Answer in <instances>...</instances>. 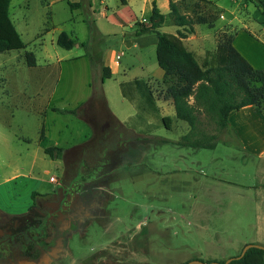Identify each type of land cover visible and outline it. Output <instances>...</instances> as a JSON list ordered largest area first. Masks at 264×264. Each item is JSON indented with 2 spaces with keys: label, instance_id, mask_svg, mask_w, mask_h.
Here are the masks:
<instances>
[{
  "label": "rangeland",
  "instance_id": "obj_1",
  "mask_svg": "<svg viewBox=\"0 0 264 264\" xmlns=\"http://www.w3.org/2000/svg\"><path fill=\"white\" fill-rule=\"evenodd\" d=\"M76 1L12 0L11 18L27 49L10 53V58L0 54V60L8 59L0 69L1 78L16 65L13 80L0 85V197L4 205L24 212L33 193L54 191L51 176L61 181L67 174L72 182L84 175L88 192L77 214V226L66 233L51 264L223 262L240 255L247 245L264 246V155L253 150L264 146V116H250L248 126L241 121L250 145L232 127L221 130L206 116L201 117L198 137L216 136V149L181 145L191 127L177 118L174 109L158 107L159 99H165L166 84L149 85L157 112L137 90L129 91L131 99L121 88L136 79L148 83V76L160 69L157 45L142 40H153L156 35L137 36L136 32L148 25L155 1L168 14L169 0H127V5L104 0L94 8L90 6L93 0ZM174 1L195 22L207 20L196 23L194 33L184 40L200 63L226 38L235 39L238 28L248 31V27L261 46L243 39L237 50H245L264 67L263 7L247 0ZM71 2L78 8L72 9ZM161 31L176 34L178 27L170 19ZM62 32L77 39L73 49L57 44ZM27 52L35 54L36 67L28 65ZM121 53L124 56L117 66L116 56ZM19 54L26 65L12 60ZM91 59L114 68L113 79L105 82L121 88L126 99L123 110H132L127 127L141 128L144 137L140 141L131 140L129 130L120 128L109 114L97 121L95 138L86 139L89 130L71 111L89 96ZM94 79L95 99L100 100L99 79ZM109 96L114 98L110 106L117 108L120 99L113 93ZM41 109L56 112L47 120L56 131L54 138L61 134L65 148L77 147L64 155L65 162L52 159L39 145L45 121ZM82 115L92 119L89 110ZM167 116L173 120L171 128L164 123ZM106 121L112 127L104 133ZM85 139L84 145L75 146ZM15 185L23 190L9 196V188ZM30 190H34L31 196Z\"/></svg>",
  "mask_w": 264,
  "mask_h": 264
},
{
  "label": "trees",
  "instance_id": "obj_2",
  "mask_svg": "<svg viewBox=\"0 0 264 264\" xmlns=\"http://www.w3.org/2000/svg\"><path fill=\"white\" fill-rule=\"evenodd\" d=\"M198 1L212 3L208 0ZM247 1L264 8L262 1L259 2L261 4L257 3V0ZM121 2L124 5L128 4L127 0ZM11 3L12 0H0V53L27 49V44L11 18ZM169 3L170 12L164 14L155 1L149 26L143 24L136 35L157 34L159 37L157 59L160 68L164 71V83L167 85L165 98L173 102L177 118L187 122L191 127L190 133L183 137L180 144L214 150L217 147L216 136L198 137L202 135L201 117L206 116L215 122L219 129L228 130L231 127L229 118L234 111L253 106L264 116V70L255 68L237 50L233 44L234 37L222 41L215 52H207L206 59L200 63L196 54L187 48L184 40L189 34L194 33V25L206 23V18H200L195 22L182 13L179 2L169 0ZM69 4L72 9H77L79 6L74 3ZM170 19L178 27L176 34L161 31ZM57 44L66 50H71L77 41L66 32H62ZM26 59L30 67L37 66L34 53L27 52ZM111 77V69L105 67L103 79ZM121 88L124 96H130L131 99L129 91L137 90L149 108L157 112L154 92L146 81L136 79L132 83L121 84ZM71 112L77 115L76 110ZM163 120L168 128L172 127L173 121L170 117H165ZM65 151L59 147H48L45 149V154L56 160L63 158ZM37 196L39 193H33V200ZM230 264H264V249L251 248L242 259L234 260Z\"/></svg>",
  "mask_w": 264,
  "mask_h": 264
},
{
  "label": "crops",
  "instance_id": "obj_3",
  "mask_svg": "<svg viewBox=\"0 0 264 264\" xmlns=\"http://www.w3.org/2000/svg\"><path fill=\"white\" fill-rule=\"evenodd\" d=\"M80 1L81 0H77L76 2H80ZM101 3H104V0H93V2L90 3V6L92 8H94L98 4L101 5ZM146 24H148V26H149V20L146 21ZM245 28H247L248 31L244 30L243 28H238L237 34H236L235 39H234V46L236 48H238V43L240 41H242L243 39L247 40L248 44H252L253 46H261L260 42L254 36H252L249 33L250 28H248V27H245ZM155 35L156 36L154 37L153 40H152V37H151V39H142V40H146L145 43H154V44H156L158 46L159 37H158L157 34H155ZM139 39H140V37H139ZM75 40L77 41V39H75ZM15 51H21V50L8 51V52H5V53H0V54H9L8 58H10V53L15 52ZM239 51H241V53L250 61V63L253 66H255V68L264 70V67L259 66L253 60H251V58H250L251 56H249L248 53L245 50L239 49ZM123 56H124V53L117 54V56H116V65L117 66L119 65V60ZM12 60L13 61L16 60L18 65H19V61L22 60V62H24V64L26 65V63L24 61V57H22L21 54H19V56L16 55V56L12 57ZM7 61H8V59L6 61L5 60H0V69L5 68V64H6ZM21 63H20V67H22ZM11 65H13V62L11 63ZM90 65H91L90 68H89L90 69V77H92V80L90 78V81L88 82V87H87L89 96H88V98H87V100L85 102H82V101L78 102L77 105H76L77 108L75 109L77 111V116H78L79 120L81 122H83L85 124V126L87 127V129L89 130V136L91 135L90 139H89V136L86 139L87 140H91L93 137L95 138L97 121L102 119V118L107 117V115L109 114L110 117L114 119V121L116 122V124L120 128H122L124 131L125 130H129V132H130L129 136L131 138L133 137L131 140H134V142L135 141H140L141 138L144 137L143 136L144 134L142 133L141 128L140 127H136V128L134 127V129H132V128H128L127 127V123H128L127 121L131 118L130 112L132 110L129 109V112L127 110H123L124 106H125V103H126V101H125L126 99L123 97L122 92H121V88H120V83L121 82H118V87L120 89H117V87L110 86V84L105 82V80L103 79V69L105 67H109L111 69L112 77H111V79H108V80H112L113 76L115 75L114 68L111 65H108L107 62H99V63H97V60H93V59L90 60ZM158 66H159V64H158ZM12 67L13 68H10L11 74L3 72L2 78L0 77V85L5 86V84L10 83L13 80V75H14V72L16 70V65L14 64ZM101 74H102V76H101ZM95 77H97L99 79V86L101 88L100 92L102 94V97L100 98V100L95 99V92L97 91L96 84H95V80H97V79H94ZM148 84L150 86L157 85V88H158L159 84H161V86L164 87L165 86V83H164V71L161 68L158 69V70L153 71L152 75L148 76ZM111 93H113L114 96L116 94V96H117L116 99H118V98L120 99V101H116V104H118V106H116L117 108H114L113 106H110V103L114 102V98L109 96V94H111ZM119 96H122V97H119ZM159 100L160 101L158 103L159 104L158 107H160L161 110L167 111V110H170V109H174V111L176 113L175 106H174V104H173V102L171 100H166V98L165 99H159ZM47 108H49V107H47ZM47 110H48V112H47ZM85 110H89V112L91 113V116H92L91 120L82 115V113H84ZM50 113L53 114V117L56 116V112L55 111L53 112V110L46 109V110L42 111V109H41V115H42V117L44 118L45 121H44V125L41 126V129H40V136H39V145H40V147H42V149L44 151L48 147L63 148V149L66 150L64 155L67 152H69V151L75 150V148H77V147L65 148L63 146L62 143H64L65 141H64V139H62V135L61 134H59L58 137L54 138L53 133L56 132V131L53 128H50V125L47 122V120L49 119L48 117H49ZM131 115L135 116V112H133ZM176 116H177V114H176ZM250 116H255V117H259L260 116V119H263L262 118L263 116L260 113V111L258 109H256L255 107H253V106L245 107V108H243L240 111H234V112L231 113L230 118H229L230 119V123H231V127L233 129H235V131L237 132L240 140L242 139L243 142L248 144V145H250V143L245 138L246 134L243 131L244 130V126H243L241 121L246 123V126H248L249 124H247V123L249 122L248 119H249ZM167 117H170V116H167ZM110 127H112V125L109 122L106 121L103 124L102 131L104 133H106V131H108V129H110ZM43 131H44V135H43ZM42 135H43V137H42ZM86 139L83 140L82 142H80L79 144H76L75 146L84 145L85 142H87ZM253 150L259 155H264V146L259 147V148H255ZM58 160L64 161V156H63V158L58 159ZM19 175L14 176V177H18ZM57 188H58V184L54 183V190L57 189ZM16 190H18V192L19 191L21 192L23 190V187L22 186H19V187L17 186L16 187V185H15V187H10L7 193H8L9 196H11V194L13 192L15 193ZM33 192H34V190H30L29 195L31 196ZM4 201H5V199L0 197V210L2 212H4V213L14 214V215L26 212L33 205V199H32V197H30L29 202H27V205H26V208H25L24 212H20L19 210H16L14 208H10V207L5 206L4 205Z\"/></svg>",
  "mask_w": 264,
  "mask_h": 264
},
{
  "label": "flooded vegetation",
  "instance_id": "obj_4",
  "mask_svg": "<svg viewBox=\"0 0 264 264\" xmlns=\"http://www.w3.org/2000/svg\"><path fill=\"white\" fill-rule=\"evenodd\" d=\"M99 163L95 166H99ZM69 182L67 174L52 193L39 194L24 213L0 210V264H51L65 243L66 233L77 226L84 207L86 181Z\"/></svg>",
  "mask_w": 264,
  "mask_h": 264
},
{
  "label": "water",
  "instance_id": "obj_5",
  "mask_svg": "<svg viewBox=\"0 0 264 264\" xmlns=\"http://www.w3.org/2000/svg\"><path fill=\"white\" fill-rule=\"evenodd\" d=\"M251 248H260V249H264V246H262V245H255V244L247 245V246L243 249L242 253H241L239 256H237V257H233V258H230V259H228L227 261H225L224 263H222V262L206 263V262H202V261H200V260H195V261H191V262H189V263H187V264H230V263H231L232 261H234V260H240V259H242V258L245 256V254L247 253V251H248L249 249H251Z\"/></svg>",
  "mask_w": 264,
  "mask_h": 264
},
{
  "label": "built area",
  "instance_id": "obj_6",
  "mask_svg": "<svg viewBox=\"0 0 264 264\" xmlns=\"http://www.w3.org/2000/svg\"><path fill=\"white\" fill-rule=\"evenodd\" d=\"M50 181H51L52 183H58V177H56V176H51V177H50Z\"/></svg>",
  "mask_w": 264,
  "mask_h": 264
}]
</instances>
